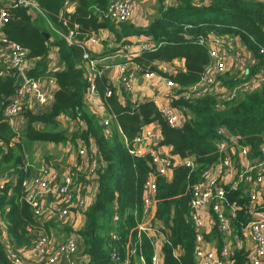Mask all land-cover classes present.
<instances>
[{
    "label": "trees",
    "instance_id": "1",
    "mask_svg": "<svg viewBox=\"0 0 264 264\" xmlns=\"http://www.w3.org/2000/svg\"><path fill=\"white\" fill-rule=\"evenodd\" d=\"M41 12L35 16L29 8L10 7L4 32L10 40L27 49V58L34 62L27 75L35 80L53 78L57 89L51 107L42 112L26 109L22 114L26 126L16 131L5 116L18 86V72L9 62L0 66V264H17L10 256L11 245L17 252L34 244L37 233L48 231L47 224L40 222L27 200L24 181L33 173L26 167V147L33 142L54 144L71 142L78 150L82 140L86 146L93 142L98 152V177L94 199L83 212V224L77 231L82 239L78 255L83 264H152L156 234L149 236L139 231L144 219L145 184L154 168L149 166L151 155L131 153L136 137L145 126L158 124L162 134L159 147L170 146L171 154L182 159L192 158V166L178 164L170 176L155 178V233L166 234L162 245L164 264H196V228L191 214V196L195 183L203 172L219 163L217 142L224 129L249 146V158L262 156L264 143V87L240 92L237 96L220 103L215 90L197 99L173 100V106L191 114L180 127L169 125L153 101L132 105L123 104L117 98L115 87L109 83L111 63L97 62L94 70V90L111 114L110 134L100 117L86 104V92L90 88L87 60L81 43L101 29L113 33L115 47L107 52L89 50L93 59H101L106 53L124 49L131 35H144L157 44L155 50L145 51L130 59L141 73L151 72L178 84L176 93L199 82L208 71L211 59L207 44L199 42L200 36L211 32L217 35L239 38L253 54L256 65L248 72L239 71L235 76L229 71L217 76L228 89L245 84L255 72L264 66V1L260 0H172L166 8L165 0L159 1L158 14L146 28H131L124 22L114 24L104 19L109 0H69L75 2V11L64 9L68 0H31ZM73 31L71 41L66 36ZM58 49L59 69H50L47 58L51 47ZM183 59L185 70L163 71L161 64ZM7 69L6 74L2 70ZM111 92V95H108ZM23 111V109H22ZM21 111V112H22ZM65 115L80 126L75 131L64 127L58 119ZM90 156H92L90 152ZM6 174V177L4 175ZM9 174L15 180L8 179ZM230 203L239 206L232 230L242 235V227L249 220L250 197L248 186L243 183L233 190L225 185ZM264 210V201L261 206ZM119 216L114 221V216ZM156 222H160L158 226ZM66 228L70 231V227ZM6 229L8 241L4 239ZM116 237H113V235ZM212 236L217 240L218 253L225 245V236L215 225ZM135 252L130 254V249ZM113 253L118 260H114ZM232 264H247L248 251L237 248L231 251ZM223 259V257H221ZM141 262V263H142Z\"/></svg>",
    "mask_w": 264,
    "mask_h": 264
},
{
    "label": "built area",
    "instance_id": "2",
    "mask_svg": "<svg viewBox=\"0 0 264 264\" xmlns=\"http://www.w3.org/2000/svg\"><path fill=\"white\" fill-rule=\"evenodd\" d=\"M132 0H109L108 5L104 11V19H109L114 24H120L130 18L133 2ZM172 0H165L164 5L167 8ZM70 1H66L64 9L69 6ZM23 6L34 12H41L36 4L31 0H0V45L5 48L9 56V64L14 68L18 74L23 73L25 76V83L19 86L12 97L9 105L5 109V116L12 125L15 123V118L21 113L22 109L27 105L28 98L33 97L39 105H44L47 102V93L39 84L40 80H35L27 75L30 69L29 60L27 58L28 51L20 43L10 40L4 32V26L9 18L10 7ZM107 29H101L97 35H93L81 43L84 48V58L87 60L86 68L88 82L90 88L86 92L85 100L89 106H95L102 111V115H98L102 124L106 127V134H110L111 114L107 112V106L101 99H97V94L94 90V70L97 62H102L103 58L97 60L90 56L89 50L92 47L99 45ZM100 34L102 36H100ZM73 31L66 36L67 41H71ZM229 38V39H228ZM199 42L207 44L211 59L210 67L202 79L196 84L183 90L181 93H176L179 89L178 84L170 79L162 76V79L172 88L171 106L160 105L158 109L166 118L169 125L180 127L183 122V110L173 106V100L182 98L185 100L197 99L207 95L210 91L215 90L218 94L220 103L218 108L223 107L225 102L234 99L240 92L252 91L264 87V66L259 68L249 80L237 88L228 92L216 91V79L220 74L229 71V62L233 60L234 66L238 71L248 73L252 67L256 65L257 60L253 54L246 48L242 50L232 43L229 36L217 35L211 32L207 36H200ZM157 44L147 41L143 42L138 49H134L129 55L137 56L145 51H153ZM126 46V50L129 51ZM99 53V52H98ZM260 53L264 54V47L260 49ZM163 70V68H161ZM117 71L119 79L128 91H132L133 80L132 74L128 72L126 63L117 64ZM165 71V70H163ZM230 72V71H229ZM144 77L149 80L154 76V73L145 72ZM50 83L57 87L53 78L48 79ZM178 86V87H177ZM111 95V92H108ZM99 98V97H98ZM218 134L222 138L217 142V150L220 153V161L215 164L218 166L219 174H216L213 166L203 172L202 178L195 183L192 189V196L190 201L192 219L196 228V244L195 257L196 264H232L233 259L230 257L229 248L224 245L221 249V257L216 256L217 251L208 249L203 245L204 233L209 231L215 225L223 233L227 234L231 231V222L236 220L239 206L236 203H230L227 197V190L225 185L230 186L231 189L237 190L245 183L248 186V193L250 197V205L248 212L250 214L249 220L243 225L242 232L253 243L254 247L248 251L247 264H264V210H262V184H264V143L260 146L262 156L259 159L249 158V146L241 142V139L236 135L219 129ZM162 140V134L159 127L154 123L144 127L142 132L136 137L135 144L137 147L131 149V153L141 156L146 153L151 155V163L153 165V172L148 176L145 184L146 193L144 195V219L146 215L153 211L155 206V178L156 176H169L172 168L178 164H185L192 166V158L182 159L181 157L169 153H164L159 147ZM77 150V158L66 167V170L61 174L56 167L50 163H42L38 166H33L25 162L26 167H34L35 172L24 181V186L27 187V200L32 204L34 214L37 219L47 215V218H52L55 223L66 226L71 217V211L75 210L83 215V212L89 206L88 204V190L96 192V181L98 177V152L93 142L86 146L82 140H79ZM236 151H239L240 168L237 170V160L234 157ZM90 152L92 156H90ZM27 155H25L26 159ZM225 170H234L235 174L229 183L220 182V173ZM29 185H31L30 188ZM3 181L0 179V188H3ZM54 192L58 199L48 202L45 198L47 193ZM95 194V193H94ZM94 199V198H93ZM212 212L211 219L207 224L204 222V210ZM228 209V212L226 211ZM49 216V217H48ZM143 221L139 224V231L146 232L151 236L150 232H156L153 224H146ZM115 222L119 220V216L115 214ZM42 222V221H41ZM158 234V233H156ZM113 237H116L114 234ZM80 236L78 232L71 230L64 241L55 244L51 243V238L47 230L42 229L37 233L33 247L38 255L44 260L45 264H83V258L78 255L80 248ZM130 254L134 253V249H130ZM11 258L17 263H24V258L19 251L10 249ZM114 260L118 257L113 253ZM152 264L160 263V255L154 253L151 260Z\"/></svg>",
    "mask_w": 264,
    "mask_h": 264
},
{
    "label": "crops",
    "instance_id": "3",
    "mask_svg": "<svg viewBox=\"0 0 264 264\" xmlns=\"http://www.w3.org/2000/svg\"><path fill=\"white\" fill-rule=\"evenodd\" d=\"M260 1H264V0H260ZM132 2H133V9H132L130 18L127 20L128 21L127 24H129V26L132 29L133 28H136V29L146 28L152 23V21L158 14L159 1L158 0H132ZM74 11H75V2L70 1L69 6L66 8V12L72 13ZM105 34L107 35V37H110L114 40L113 41L112 39L111 41L106 40L108 38L104 36V39L101 40V43L99 45H95L92 47V51L104 54V52H107L110 47L112 46L115 47L116 43H115V38L112 36V32L106 31ZM229 37L232 40V43H234L236 47L242 50H246V47L243 45L242 42L239 41L238 37L237 38L231 37V36ZM127 40L129 41V43H127L126 46L129 47L128 48L129 51L126 50V46H125L124 49L106 53L102 60L103 63H111L110 71L108 72L109 73L108 76L110 79L109 83H111L116 88L115 93H116L117 98L123 104L130 103L132 105H137L139 103L153 101L157 105V107H159L160 105L171 106V93L173 90H177L176 86L175 88H172L162 79L161 75H158L155 73L151 79L147 80L144 77L143 73L138 71L135 63L130 61L131 58L135 57V56H132V57L129 56L131 55L132 51L134 49H138L143 42L151 41V38L146 37L141 34V35H131ZM57 51L58 49L52 46L47 58L45 59L46 61L49 62L48 66L52 70L61 68L59 66V58H58ZM4 56H5L4 59L2 58L0 60V66H3L2 61L9 62L8 54H5ZM0 57L2 56L0 55ZM119 63H126L128 66V72L132 74V80H133L132 91H128L127 89H125L123 83L119 79V75L117 71V64ZM34 64H35L34 62L29 61L30 68L34 66ZM228 66H229L230 73L233 74L235 72L237 73L239 72L238 71L239 69L234 66L233 60H230ZM160 67L163 68V70L168 71V72H173L176 68L185 70V62L183 59H176L170 64H161ZM1 72L2 74H6L7 69L2 70ZM39 84L41 85L42 89L47 93V102L42 107V105H39L35 101V98L31 96L28 98L27 105L23 108V110L27 108V109H33L35 112H42V111L48 110L51 107L52 102H53V94L55 93L57 87L54 86L52 83H50L48 79L40 80ZM215 89L217 92H221L224 89L227 90L228 87H222L221 89H219V87L216 86ZM98 97L97 99H101L100 97L99 98ZM89 108L92 112H94L97 115L103 114L102 111L98 110L93 105L92 106L89 105ZM190 116H191L190 113L188 115H185L183 113V121L186 120V118ZM58 119L61 121V123L64 126H69L70 128L77 129L80 126L75 120H72L65 115H61ZM26 123H27V119L22 113H20L15 118L14 125L12 124L11 125L14 127L16 131H21L26 126ZM156 125L159 127L158 124ZM161 150L164 153L171 154L170 146H162ZM37 151L39 152L42 151V154L46 153L47 158L49 159V162L47 161V163H50L54 167H56L61 174H63L66 170V167L77 158V149L73 147L71 142L60 143V144H54L50 142H33L26 147L25 154L27 155V157L25 159V162H28L29 164L35 167L38 166L39 164L45 163V162L40 163V161L38 163L36 160H33L32 156L36 157L39 154V152L36 153ZM238 152L239 151H236V153L234 154V157L238 159L237 165L241 164L240 162L241 156L239 157ZM29 154L31 157L29 156ZM213 167L214 168H210V169H213L216 174H219L218 166L216 167L214 164ZM239 168H240V165L237 167V170ZM31 169H32L31 170L32 173H34L35 172L34 167H31ZM234 172H235L234 170H225L223 173H220L221 175L220 182L229 183L234 177V174H235ZM12 176L13 175L9 174L8 179L15 180V177L13 176L12 178ZM169 176L171 177V174ZM4 177H6V174L4 175ZM262 190L263 192H262V195H260V201L263 202L264 201V184H262ZM94 193H95L94 190H91V189L88 190V195H89L88 204L89 205L93 201ZM45 198L50 203L54 200H57L58 196L54 192H50L45 195ZM155 209H156V206H154L153 211H151L149 215L148 214L146 215L144 219V223L148 225L152 224V222L154 221V217H155L154 216ZM226 211L228 212V209ZM211 214L212 212L210 210L208 209L204 210L203 218H204V222L206 223V227H207V224L209 223V220L211 219ZM41 221L42 223L47 224L48 233L51 238V243L55 244V243L64 241L67 235L71 232V230L77 232L81 228L83 224V215L79 214L75 210L71 211L70 220L68 224L66 225L68 228L70 227V231L66 228V226L63 227L55 223L52 218L49 219V218L42 217L40 218V222ZM233 222H231V228H232ZM0 224L2 227H4V223L2 220H0ZM156 224L158 226H161L160 222H156ZM53 225L57 227L53 229L52 227ZM212 229L213 228H211L209 231H205L203 245L208 249L216 250L217 251L216 256H219L217 240L216 238L212 236ZM149 234L152 236V235H155L156 233L150 232ZM165 235L166 234L164 233H160L159 235L156 234L157 240L155 244V252L160 255L159 264H164L163 254H162V245L164 241L166 240ZM224 236H225V239H224L225 245L228 246L230 253L231 251L237 248H244L246 251H249L255 246L254 243L245 234H243V232H242V235H238L235 231L231 229V231L227 234H224ZM4 239L5 241L9 240L6 229H4ZM79 244L81 247L82 246L81 237H80ZM8 246L10 249L11 248L13 249L11 245L8 244ZM19 253L22 256V258H24L25 264L27 262H30V264H45L44 260L38 255L33 245L30 247L21 248L19 250ZM141 262H138L137 264H144L143 262L142 263Z\"/></svg>",
    "mask_w": 264,
    "mask_h": 264
},
{
    "label": "rangeland",
    "instance_id": "4",
    "mask_svg": "<svg viewBox=\"0 0 264 264\" xmlns=\"http://www.w3.org/2000/svg\"><path fill=\"white\" fill-rule=\"evenodd\" d=\"M69 1V0H68ZM132 2V1H131ZM29 10V13H31L33 16H35L36 15V13L37 12H34V11H32V10H30V9H28ZM100 36H102L101 34H100ZM112 36H113V33H112ZM106 38H108V39H106V40H109V41H111V39L112 38H110V37H107V36H105ZM114 39H112V41H113ZM5 54H8V52H6V50H5V48L3 47V46H1L0 45V55L2 56V57H0V60L3 58L4 59V55ZM51 60V59H50ZM52 60H53V58H52ZM3 63H5V64H7L5 61H2ZM216 86H218L219 87V89H221L222 87H227L222 81H217L216 82ZM240 86V85H239ZM238 86H235L234 88H232V89H230V90H233V89H235V88H237ZM221 92H228L226 89H224V90H222ZM240 94V93H239ZM44 105H42V107H43ZM27 109V108H26ZM26 109H24L21 113H23ZM64 127H66V128H68V129H70L71 131H75L76 129L75 128H70L69 126H64ZM39 151H37L36 153H38ZM62 154H63V152H62ZM29 156H30V154H29ZM31 157V156H30ZM32 158H33V160H36L38 163H39V161H40V163L41 162H45V163H47V161L49 162V159L47 158V154L46 153H43L42 154V151L41 152H39V154L36 156V157H33L32 156ZM35 161V162H36ZM12 178H13V176H12ZM45 218H47V215H45L44 216ZM53 227V229H55L57 226H55V225H53L52 226ZM21 264H25V262L24 263H21ZM26 264H30V262H27Z\"/></svg>",
    "mask_w": 264,
    "mask_h": 264
},
{
    "label": "water",
    "instance_id": "5",
    "mask_svg": "<svg viewBox=\"0 0 264 264\" xmlns=\"http://www.w3.org/2000/svg\"><path fill=\"white\" fill-rule=\"evenodd\" d=\"M124 23L127 24L128 21H125ZM207 72H210V70H208ZM236 74H237V72L233 73L232 76H235ZM24 83H25V76H24V74L21 72V73L18 74V77H17V80H16V82H15V85L19 87V86L23 85ZM134 147L136 148V147H137V144H134ZM192 160H195V156H192ZM149 166H150L151 168H153L152 163H149ZM30 187H31V185H29L28 188H30Z\"/></svg>",
    "mask_w": 264,
    "mask_h": 264
}]
</instances>
